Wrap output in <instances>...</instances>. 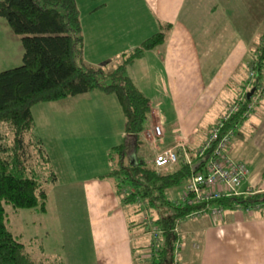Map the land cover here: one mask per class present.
I'll return each mask as SVG.
<instances>
[{"label": "crops", "instance_id": "crops-1", "mask_svg": "<svg viewBox=\"0 0 264 264\" xmlns=\"http://www.w3.org/2000/svg\"><path fill=\"white\" fill-rule=\"evenodd\" d=\"M134 1L100 0L93 8L89 2L83 17L78 11L83 39L82 57L86 63L109 70L108 66L113 62L117 64L123 54L150 36L140 39L139 43L133 39L140 20L139 17L133 18L136 15L134 11L144 9ZM181 1L172 0V3L185 6V15L180 21L191 13L187 16L188 21L180 23L167 17L162 9L170 4L161 2L158 9L162 21L156 32L161 30V26L169 25L163 41L144 50L140 57L125 67V74L133 86L147 98L148 111L159 115L162 120L165 139L157 144L159 149L171 147L180 141L187 148L196 147L205 131L225 109V104L232 103L229 101L235 98L240 99L246 92L249 47L247 39L241 35V29L219 16L225 12L213 6L216 0ZM190 9H197L198 13L194 14ZM0 24L1 71L20 64L22 48L1 17ZM240 39L247 42L242 63L238 62L239 56L235 50ZM156 64L162 65L168 75L167 95H162L153 84ZM135 69L141 70L140 75ZM210 76L212 78L208 80ZM201 83H204L206 90L199 99H192L193 90ZM262 86L261 93L255 94L258 97L254 95L253 109L246 118L238 121L230 141L231 155L241 160L247 168V175L238 187L239 194L264 191V84ZM85 95H90L87 97L91 99L83 98ZM111 95L93 90L47 103H57L53 120L62 130H69L66 127L71 129V126L81 125L84 120L90 122L91 112L96 111L105 125L111 124L117 107L116 98ZM221 98L219 108H211ZM79 102L81 106H76L74 110V104ZM122 118L123 127L119 131L122 140L114 147L126 148V139L133 136L135 140V136L125 133L123 115ZM78 139L79 144L75 145L77 150L86 142L83 135ZM73 141L72 144L75 143ZM137 148L143 149V146ZM111 170H102L79 184L88 220L84 230L86 236H80V242L75 247L76 264H135L137 251L146 249L149 237L142 239L144 234L140 232V225L133 221L135 219L131 220L138 210L131 211V208L128 215L129 211L113 186L114 180L109 177ZM53 182H56V178ZM189 218L192 217H185L177 223L181 246L178 264H264V205L250 209H223L219 218L203 214L181 222ZM141 240L145 244H141ZM70 247L69 242L62 245L54 255L55 262L71 264Z\"/></svg>", "mask_w": 264, "mask_h": 264}, {"label": "trees", "instance_id": "trees-1", "mask_svg": "<svg viewBox=\"0 0 264 264\" xmlns=\"http://www.w3.org/2000/svg\"><path fill=\"white\" fill-rule=\"evenodd\" d=\"M0 17L22 48L20 64L0 71V264H39L6 228L2 205L34 208L41 213L45 210L46 195L38 173L22 164L21 149L26 139L41 170L48 171L46 181L55 179L40 138L32 134L30 108L37 103L98 90L115 96L124 117L125 133L138 132L149 110L148 100L133 86L125 67L144 50L159 45L169 25L161 26V30L123 54L112 69L106 70L83 60V39L74 0H0ZM258 41L249 50L251 55L246 61V71H253L257 86L264 84V34ZM235 101L240 103V109L230 116L225 126L239 118L247 102L245 94L242 100ZM119 148L112 149L121 154ZM192 149L187 151L193 153ZM189 171L190 167L182 163L171 171L157 173L149 166L127 169L118 161L109 173L123 204L140 198L158 214L151 220V226L161 231L157 250L148 259L136 260L135 264H172V253L179 243L177 222L204 205V202L184 204L181 201L169 204L165 198V189L183 185ZM205 203L210 207L219 206L222 211L250 209L264 205V191L220 197Z\"/></svg>", "mask_w": 264, "mask_h": 264}, {"label": "rangeland", "instance_id": "rangeland-1", "mask_svg": "<svg viewBox=\"0 0 264 264\" xmlns=\"http://www.w3.org/2000/svg\"><path fill=\"white\" fill-rule=\"evenodd\" d=\"M74 1L78 11H80L81 17H83L85 10L88 9V3L91 2V8H93L98 5L100 0ZM158 1L160 2L158 3ZM165 1L166 4L169 3L170 6H172H169L170 9L168 6L167 8L162 9V12L166 14L167 17H170V19H174V21H180V19L183 18V16L185 15V6L183 7L182 4H179L178 6V3H172V0H135L134 2L137 3L138 7L143 6L144 9L142 8V11H134L136 15H134L133 18L139 17L140 19L139 24H137V33L133 38L134 41L139 43L140 39H144L158 30V25L162 21L160 20L161 14L158 8H160L161 2ZM220 1L221 2H219V0H216V3L213 4L216 9L225 12L222 15L219 14V16L221 18L229 20L231 24L235 23L238 29H241V35L243 36V38L245 40L247 39L249 47L248 50L254 48V46L259 42L258 40L260 36L264 34V1ZM183 2L184 0L181 1V3ZM196 10L197 9H193V12L190 9V12L197 14L198 12H196ZM187 16L182 21H180V23L188 21ZM196 18H199V16L196 15ZM247 42L245 41L244 43L243 39H240L239 44L235 49L237 57L239 56V63H242L243 56L247 50ZM243 46L245 47V50L243 49ZM248 53V55H251L249 51ZM115 65L116 63L113 62V64L108 66V69H112ZM135 70L136 73L139 72L138 75H140L141 70ZM248 73L249 72H246L247 78L245 77L246 92L252 86H255L256 90L254 89L249 99L246 98L247 102L251 100L255 94H257V87L261 86L263 90V86L261 84H258L257 86L255 82L249 81ZM153 76V84L160 89L162 95H167V91L169 90L168 75L163 69L162 65H155ZM211 78L212 76H210L208 80H210ZM204 90H206L204 89V83H201L199 87H196L193 90L192 99H194V97H198L199 99ZM143 91L144 93H149L147 90ZM87 96L90 95H85L83 98H88ZM111 96L115 98L113 94ZM242 98L243 96L240 98V100H242ZM78 99L81 98L78 97ZM221 100L223 99H217L213 103L211 108H219V103ZM233 100L235 102L236 98ZM233 100L229 102H233ZM254 103L255 100L253 102V105ZM56 104L57 103L55 102H42L37 103L30 108V113L34 124L32 134L40 138L43 149L47 157L49 158V168L54 173L56 182L46 181L48 171H42L39 167L36 154L29 146L27 139L24 143V148L21 149V159L24 167L27 170L33 169L36 173H38L39 182L41 183V187L47 197L45 201L46 203L44 205V208L46 207V211L44 210L45 212L41 213L34 208H14L9 204L3 203L2 205L4 212V223L8 231L11 232V234L17 239V241H19L23 245L24 250L29 254L34 262H37L39 264H54L56 261L54 255H56V253L62 248V245H65L67 242H69L71 244L69 251L72 259L71 264H76L75 247L77 246V243L80 242L78 238L80 236H86L84 230L88 220L85 216L84 201L81 196L79 185L80 182L84 179L94 177L93 175L100 174L102 170H106L109 172L111 169H114L117 166L118 161L123 167L127 169L131 168L126 166V162L122 163L120 160V154L111 149L112 147L118 145L122 140L119 136V131L123 127V118L117 100L116 113L111 124L105 125L104 121L100 120L99 112L96 111L91 112L90 122H85L84 120L81 125H75L77 126V128L75 126H71V129L69 127H66L69 130H62L58 126V122H56V120H53L55 118L54 114L57 113V111L55 110ZM76 106L80 107L81 103L79 102L77 104H74V110ZM74 110L72 114L74 113ZM236 120L240 119L237 118ZM77 122L78 121L76 119L75 123ZM205 129H207V127ZM75 132L76 134H74ZM207 132L208 130L205 131V135ZM81 135L85 137L86 142L83 143L82 147L77 150L75 149V145L77 146L79 144L80 140L78 139V136ZM5 138H7L6 132ZM73 139L76 144H72ZM133 144L134 137H128L126 139V148L124 150L125 155L130 157L133 151ZM231 157L233 156L231 155ZM163 172L164 171L161 170L157 171V173ZM182 188L183 185L180 184L165 189V198L169 202V204L180 201L179 197L183 193ZM118 196L122 197L121 195ZM124 206L129 211L128 215L131 214V211L135 210L136 212V210H138L135 218H132L131 220L135 219L133 221L137 222L140 225V232L144 234L142 239H148V233L152 225L151 220L155 219L158 214H156L155 210L147 208L143 199L140 198H138L134 203L132 201L126 202ZM189 217L196 218L197 216ZM192 218L184 219L181 222H184L186 220H193ZM175 227V230L177 231V224ZM144 240H141V244H145ZM146 243H149V239L146 241ZM147 244L145 247L146 249L137 251L135 260L138 261V259L140 258L148 259L152 255V252H155L149 247V245L147 246ZM180 247L181 246L179 241L178 247L176 249V254L172 253L173 261L175 259H178ZM180 261L181 259L179 260V262ZM176 264H178L177 261Z\"/></svg>", "mask_w": 264, "mask_h": 264}, {"label": "built area", "instance_id": "built-area-1", "mask_svg": "<svg viewBox=\"0 0 264 264\" xmlns=\"http://www.w3.org/2000/svg\"><path fill=\"white\" fill-rule=\"evenodd\" d=\"M248 75L249 81L254 82L253 73L250 71ZM257 88L258 94L262 88L261 86ZM254 100L253 97L246 102L238 119L242 120L248 116ZM239 109L240 103L236 101L226 105L201 142L193 149L191 148L193 153H189L181 141L171 147L159 149L157 144L165 139L161 126L162 120L159 115H153L151 111H148L144 115L141 129L133 133L135 140L130 157L124 153L125 147L120 146V160L122 163L126 162L127 167L150 166L156 172L171 171L179 163L188 165L190 167L189 175L184 181L183 193L179 200L184 204L204 202V205L186 217L198 216L203 213H208L213 218L220 217L221 207H210L205 202L220 197L238 195V186L247 175L245 164L241 160L231 157L229 150L230 141L239 120L225 126L230 116L238 112ZM138 146H143V149L138 150ZM160 232L157 226H151L148 233L150 236L148 245L153 251L157 250L156 243ZM177 247L176 243L173 254H176ZM172 264H176L173 259Z\"/></svg>", "mask_w": 264, "mask_h": 264}, {"label": "water", "instance_id": "water-1", "mask_svg": "<svg viewBox=\"0 0 264 264\" xmlns=\"http://www.w3.org/2000/svg\"><path fill=\"white\" fill-rule=\"evenodd\" d=\"M254 89H255V86H252L246 93H245V98H249L250 97V95L253 93V91H254Z\"/></svg>", "mask_w": 264, "mask_h": 264}]
</instances>
